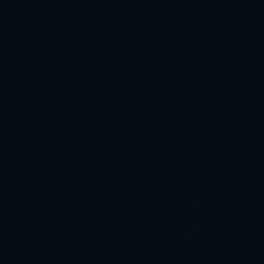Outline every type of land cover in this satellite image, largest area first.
Segmentation results:
<instances>
[{
  "label": "water",
  "instance_id": "obj_1",
  "mask_svg": "<svg viewBox=\"0 0 264 264\" xmlns=\"http://www.w3.org/2000/svg\"><path fill=\"white\" fill-rule=\"evenodd\" d=\"M0 264H264V0H0Z\"/></svg>",
  "mask_w": 264,
  "mask_h": 264
}]
</instances>
